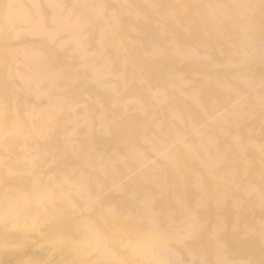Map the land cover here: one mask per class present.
Masks as SVG:
<instances>
[{
  "label": "rangeland",
  "instance_id": "rangeland-1",
  "mask_svg": "<svg viewBox=\"0 0 264 264\" xmlns=\"http://www.w3.org/2000/svg\"><path fill=\"white\" fill-rule=\"evenodd\" d=\"M14 1L30 19L50 25L46 2ZM55 3L61 14L69 12L78 22L91 20L85 58L70 53V60L65 48L58 51L43 45L46 39L28 38L19 17L4 24L8 0H0V121L26 127V136L8 135L4 155L10 160L24 151L23 146L36 155L31 175L26 166L10 167L14 176L0 185V193L5 188L20 195L21 207L38 214L47 210L59 219L58 210L68 213L60 229L66 239L81 231L77 219H86L90 238H101L110 245V255L126 263L129 257L117 244L151 230L153 243L165 244L174 264H264V0ZM130 10L141 12L142 20L135 22L128 16ZM168 33L183 48L201 50L203 60L182 63L168 45ZM138 34L157 43L159 57L134 42ZM98 36H104L102 41ZM30 50L44 55L47 68L60 66L80 77L70 89L56 93V103L48 99L51 90L34 100L25 85L22 56ZM91 55L102 61L96 63ZM84 60L105 64L115 75L103 72L99 83L109 80L107 91L97 86L96 92H88L89 84L94 86L92 76L89 84L86 81L91 71L76 69ZM165 92L168 99L162 96ZM156 98L158 103H153ZM63 103L78 109L69 114ZM26 112L32 113L30 119ZM81 113H96L106 122L113 116L119 120L105 128L84 126L76 134L83 138L72 154L63 139L66 122ZM170 116L174 122L180 119L176 127L170 125ZM69 179L83 182L84 189L67 184ZM43 192L44 210L37 207V195ZM150 193L153 199L143 200ZM73 211L79 214H73L77 222L70 225ZM47 232L34 235L36 246L8 252L12 257L42 254L56 235ZM187 234L193 239L181 243L179 238ZM93 253L90 263L96 258Z\"/></svg>",
  "mask_w": 264,
  "mask_h": 264
},
{
  "label": "bare ground",
  "instance_id": "bare-ground-1",
  "mask_svg": "<svg viewBox=\"0 0 264 264\" xmlns=\"http://www.w3.org/2000/svg\"><path fill=\"white\" fill-rule=\"evenodd\" d=\"M46 2L50 8L52 16L50 17V25H45L41 19H30L26 16V11L22 8L21 5L17 4L14 0H8L7 4V14L4 19L5 23L9 22L10 18L15 16L22 19L24 23H26V34L28 38H32L35 40L46 39V42L43 45L50 44V47L60 51L62 48H65V52L70 56V60H74L70 53L74 55H78L79 57L85 58L86 53L85 50V36L88 35V29L91 28V20L87 19L84 22H78L75 17L71 16L69 12L65 14H61L62 10H60V6L55 3V0H43ZM131 8V7H130ZM128 16L132 17L135 22H139L142 20L141 12L130 10L128 11ZM93 14L97 15L98 12H94ZM126 16V15H125ZM126 16L127 18H129ZM130 19V18H129ZM85 29V32H84ZM101 31H104L102 29ZM168 37L170 38V43L168 44L171 50L174 51L178 57V59L182 63L186 62H197L199 60H203V53L201 50H192L190 48H183L182 43L177 42L172 39V35L168 33ZM104 36H98L99 42L102 41ZM134 42L140 46L146 54L159 57L160 56V48L157 43H153L154 40L151 39L145 40L141 38V35L138 34L134 39ZM54 44V45H53ZM176 48V49H174ZM51 54H54L52 51ZM92 58L96 59V63L101 62L99 55H91ZM23 61L26 65L27 72L25 75V85L29 87L30 95L34 100H40L45 98L48 94V91L51 90V93L48 97L53 103H56L55 96L56 93H62L66 89H70L74 83L80 78L78 77L77 72L65 73L64 70L60 66H55L54 70H51L49 67L44 66V55L39 53L37 50H30L29 52L23 54ZM64 60V58H63ZM85 61V60H84ZM84 65L81 64L77 66L76 69L84 68L88 71L89 76L87 77V83L89 84V80L94 86V88L89 84L87 90L90 92L98 86V90L107 91L110 87L108 86L109 80H106L105 83H99L101 81V76L104 74V71H107L106 75L115 77V75H110V69L107 68L105 64L101 66L94 65V60L85 61ZM93 61V63H92ZM104 63V62H103ZM124 64H127L124 61ZM19 76L23 77V73H18ZM171 76V78L179 79L178 75ZM121 77V76H119ZM46 80L45 88H41L42 83ZM176 80V79H175ZM136 85H140V80L133 81ZM151 88L150 91L153 92ZM101 94V93H100ZM97 94V95H100ZM165 99H168V93L165 92L162 95ZM61 97V96H60ZM50 102V101H49ZM153 103H158V99H154ZM64 111L67 113H71L72 108L74 111L78 108L76 106L70 104H64ZM48 109V108H47ZM49 111V109H48ZM27 119L32 116L31 112H27L24 114ZM1 117V112H0ZM102 116L94 113L91 116L85 115L81 113L79 118L70 116L68 121L66 122L67 132L63 139H65L64 144L67 146V150L72 152V154L76 153L75 148L77 147V140L80 137L76 135L78 131L81 129L84 130V126L87 127L89 124L92 126H100L105 128L109 122H113L114 120H119L118 117H112L111 121L106 122V119H101ZM222 116L218 117V120H221ZM49 119V118H48ZM170 119V120H169ZM170 125L172 127H176L175 122L179 121L178 119L175 122L172 120V116L169 117ZM78 120L80 122H78ZM98 120V121H97ZM213 121V119H211ZM97 122V123H96ZM106 122V123H104ZM0 121V185L5 182L6 178H11L14 176L13 171H11L10 167L21 168L22 166H26L29 168L25 171L31 175L34 168V160L36 155L30 154L31 150L27 149L23 146L24 151L12 157L10 160L6 158L4 155L6 146L5 142L10 135H13V138L16 139L18 137L26 136L23 131L26 129L25 125L18 122L13 121L9 122L6 125H3L6 129H2ZM201 131V130H200ZM194 132V134H200L201 132ZM46 134L47 129L43 130ZM98 134V136L106 137L107 133ZM9 135V136H8ZM85 135V134H84ZM181 135L174 136V139H180ZM11 137V136H10ZM177 146L182 147V142H177ZM157 161H162V156L156 157ZM153 164V162H151ZM24 175H27L26 173ZM69 177V176H68ZM69 181V182H68ZM67 184H72L76 189H84L83 182H79L76 180L69 179ZM36 181H30V186L35 187ZM116 193H119L118 189L114 190ZM151 195V196H150ZM37 201L40 209H43L44 197L47 196L45 192L38 194ZM133 198H140L137 195H130ZM155 194L150 193L143 197V200L148 201L149 199H153ZM93 199V198H92ZM142 200V201H143ZM20 195L11 194L7 192V189H3V192L0 193V264H131L134 261V264H174L175 258L168 251L165 244L161 247L160 241H157L156 244L154 241V232L148 231L149 235L144 234L141 238L129 239V241H121L117 244V248L124 251L129 257V261H124L118 259V257L110 255V245H106V243L99 237L90 238L91 231L88 221L84 218L77 219L78 226L81 231L72 235V238H64L60 232L66 224H67V216L68 213L57 211L60 214V218L57 219L54 213L44 210L43 213L38 214L35 211H29L27 208H22L19 204ZM18 202V204H17ZM57 210V209H56ZM75 214H79L77 211H73L71 215L70 225L73 222H77ZM76 224V223H74ZM188 227V226H187ZM190 228V227H189ZM55 229L57 232H55ZM84 230V231H83ZM184 230L183 227L180 229ZM54 232L56 235H53L54 238L51 240L50 245H48L42 254H38V256L28 257L24 254H16L15 257H12L8 252L10 249L19 248V249H30L38 244V239L34 236L35 234L41 232ZM47 232V233H48ZM48 233V234H49ZM173 233V232H172ZM45 237H43V240ZM47 239V238H46ZM157 239V238H156ZM193 238L190 234L186 236H182L179 238L181 243L189 242ZM41 239V241H43ZM45 243V242H43ZM92 252L96 255V258L93 262L91 259ZM161 256V257H160ZM122 257V256H120ZM197 255V260L198 259ZM222 260V258H221Z\"/></svg>",
  "mask_w": 264,
  "mask_h": 264
}]
</instances>
